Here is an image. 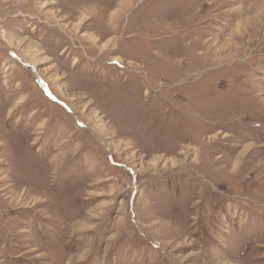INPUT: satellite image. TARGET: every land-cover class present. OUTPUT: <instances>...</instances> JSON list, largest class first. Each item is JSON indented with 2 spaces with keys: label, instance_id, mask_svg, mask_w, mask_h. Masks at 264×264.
Here are the masks:
<instances>
[{
  "label": "rangeland",
  "instance_id": "obj_1",
  "mask_svg": "<svg viewBox=\"0 0 264 264\" xmlns=\"http://www.w3.org/2000/svg\"><path fill=\"white\" fill-rule=\"evenodd\" d=\"M177 3L0 0V264H264V0Z\"/></svg>",
  "mask_w": 264,
  "mask_h": 264
},
{
  "label": "flooded vegetation",
  "instance_id": "obj_2",
  "mask_svg": "<svg viewBox=\"0 0 264 264\" xmlns=\"http://www.w3.org/2000/svg\"><path fill=\"white\" fill-rule=\"evenodd\" d=\"M198 1H200V0H178L177 9H172V11H174L175 13L180 12L179 11L180 6H182L183 9L185 10V5H187V3H189V2H198Z\"/></svg>",
  "mask_w": 264,
  "mask_h": 264
},
{
  "label": "bare ground",
  "instance_id": "obj_3",
  "mask_svg": "<svg viewBox=\"0 0 264 264\" xmlns=\"http://www.w3.org/2000/svg\"><path fill=\"white\" fill-rule=\"evenodd\" d=\"M208 63V62H207Z\"/></svg>",
  "mask_w": 264,
  "mask_h": 264
}]
</instances>
